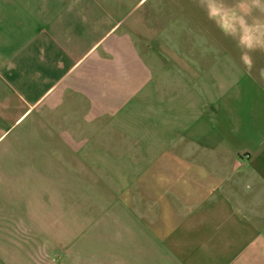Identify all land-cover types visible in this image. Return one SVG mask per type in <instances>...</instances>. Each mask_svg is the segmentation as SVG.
<instances>
[{"label": "crops", "instance_id": "crops-1", "mask_svg": "<svg viewBox=\"0 0 264 264\" xmlns=\"http://www.w3.org/2000/svg\"><path fill=\"white\" fill-rule=\"evenodd\" d=\"M251 55L249 71L196 0H0V264H264ZM16 181L100 202L68 223L81 233L23 240Z\"/></svg>", "mask_w": 264, "mask_h": 264}, {"label": "rangeland", "instance_id": "rangeland-1", "mask_svg": "<svg viewBox=\"0 0 264 264\" xmlns=\"http://www.w3.org/2000/svg\"><path fill=\"white\" fill-rule=\"evenodd\" d=\"M46 184L48 188L44 190L43 185ZM49 185L50 183L32 181L10 182V188L13 192L20 195L17 198H10L12 237L16 234L23 240L35 239L36 237L63 240L68 236L81 233V230H68L66 228L70 222L81 224L84 207L99 204L100 198L97 196V192L92 190L95 188L90 187L88 183L78 181L59 183V190L53 191L51 194ZM44 194L46 197H42ZM69 207H73L75 212L67 213ZM24 209L29 213H22ZM47 209H52L53 212H46ZM54 209H57V213H54ZM22 222H26V224L23 225ZM14 228H16V232ZM26 248L28 250L32 247L22 246L23 251ZM38 249L41 252H49V250L45 251L47 247L38 246L34 250Z\"/></svg>", "mask_w": 264, "mask_h": 264}, {"label": "clouds", "instance_id": "clouds-1", "mask_svg": "<svg viewBox=\"0 0 264 264\" xmlns=\"http://www.w3.org/2000/svg\"><path fill=\"white\" fill-rule=\"evenodd\" d=\"M220 33L235 42L250 71L252 53H264V0H196ZM264 72V69L261 70Z\"/></svg>", "mask_w": 264, "mask_h": 264}]
</instances>
